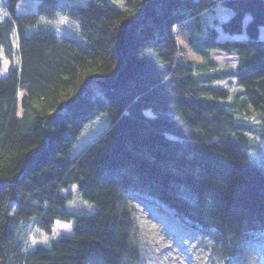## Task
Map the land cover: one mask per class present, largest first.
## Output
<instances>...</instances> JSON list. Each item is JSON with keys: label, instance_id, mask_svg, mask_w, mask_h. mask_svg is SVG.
I'll list each match as a JSON object with an SVG mask.
<instances>
[{"label": "trees", "instance_id": "trees-1", "mask_svg": "<svg viewBox=\"0 0 264 264\" xmlns=\"http://www.w3.org/2000/svg\"><path fill=\"white\" fill-rule=\"evenodd\" d=\"M35 1L19 14L21 0H0V264H140L129 197L186 220L217 261L250 264L264 235V0ZM218 6L231 11L221 22ZM57 15L80 37L41 24ZM217 20L244 36L219 42ZM210 51L237 65L210 71ZM226 77L243 90L233 98L236 85L216 84ZM100 116L104 129L72 155ZM70 186L94 212L66 209ZM56 221L72 233L28 249Z\"/></svg>", "mask_w": 264, "mask_h": 264}, {"label": "rangeland", "instance_id": "rangeland-1", "mask_svg": "<svg viewBox=\"0 0 264 264\" xmlns=\"http://www.w3.org/2000/svg\"><path fill=\"white\" fill-rule=\"evenodd\" d=\"M5 1V0H3ZM71 1V0H70ZM77 2L82 0H75ZM37 2L35 0H21L17 6V13H34L36 12ZM222 12V13H221ZM212 13H218L217 17L220 22L226 20L231 14V11L223 6H218ZM210 13V14H212ZM5 17V11L0 4V20ZM216 17V18H217ZM250 19L248 16L246 22ZM41 24H48L53 28L57 37H71L79 38V28L75 22H72L67 17L57 15L53 20L47 21L40 18ZM244 22V24H246ZM217 20L215 29L217 31V40L224 42L228 39L234 40L235 38L244 36L229 35L224 33ZM207 22L203 24L206 26ZM199 28L198 33L204 34V27ZM174 34L177 36L176 42L181 49H184V56L191 61L202 62L203 58L195 54L186 44L178 32L174 29ZM263 32V31H262ZM261 32V37L264 34ZM209 57L211 59L212 67L208 65V69L216 73V70L224 71L227 69H234L237 65V57L234 55H227L221 52L210 51ZM0 77L7 74V69L10 66V61L3 56L0 51ZM16 64V58L14 59ZM210 64V63H209ZM225 89H232L231 98L243 90L237 84L235 77H226L216 83ZM101 117V116H100ZM103 118H95L93 123L86 126L80 135L77 142L73 145L72 155H77L79 151L85 147L97 134L104 129L105 126ZM107 126V125H106ZM263 147V142L256 139ZM71 193L72 197L66 204V209L78 214H91L97 208L95 205L85 201L76 186H70L64 190ZM63 192V193H64ZM139 201L134 197H129L130 205L132 206V219L137 228L138 248H139V261L140 264H223L217 261L212 254L205 249V244L201 240V236L195 232V229L187 226L190 225L186 220H181L175 213L165 208L163 205H157L156 201ZM149 202V203H148ZM33 223V221H30ZM32 226V225H31ZM73 222L56 221L51 227L50 232H44L34 228L30 236L28 249H35L37 246L49 247L53 241L62 236H69L72 233ZM246 253L249 256L250 264H264V235L254 244H250L246 248Z\"/></svg>", "mask_w": 264, "mask_h": 264}]
</instances>
